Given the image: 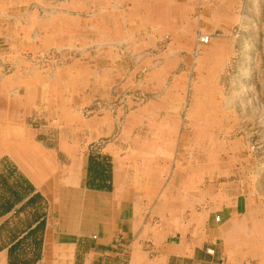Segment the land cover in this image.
Returning a JSON list of instances; mask_svg holds the SVG:
<instances>
[{"label": "crops", "instance_id": "0c3cea01", "mask_svg": "<svg viewBox=\"0 0 264 264\" xmlns=\"http://www.w3.org/2000/svg\"><path fill=\"white\" fill-rule=\"evenodd\" d=\"M31 2L0 0V264H264V117L200 72L183 119L192 52L227 67L233 41H175L167 57L180 72L152 56V99L124 112L103 99L135 72L111 52L53 78L22 60L71 45L53 22L26 21ZM225 2L244 12L245 0ZM232 72L257 83L258 69Z\"/></svg>", "mask_w": 264, "mask_h": 264}, {"label": "rangeland", "instance_id": "374dc122", "mask_svg": "<svg viewBox=\"0 0 264 264\" xmlns=\"http://www.w3.org/2000/svg\"><path fill=\"white\" fill-rule=\"evenodd\" d=\"M31 1L32 8L35 9H32L34 13L31 14V20L26 17V21L53 22L57 25L58 32L64 34L63 38L65 37L71 43L68 47L25 53L22 55V60L30 65L31 69L53 78L60 71L80 66L81 61L91 60L95 56H105L106 51H109L112 59H117L119 67H130L131 72H135L131 79H128L127 74L122 81L118 82L120 87L116 93L106 95L112 102L104 98L103 105L112 103L113 106H122L124 112H127L128 102H133L140 107L145 105L152 99L151 95L142 90L149 81L148 59L159 56L164 51V70L169 69L172 77L178 74L181 68L175 67L176 63L170 56L167 57L168 49H175L172 47L175 41L179 43L178 47L181 43H189L193 39L199 43L200 35L210 37L207 34L210 32L211 41L214 36L224 41H233L232 58L227 67L226 65L221 67L214 59L208 60L211 57L208 55L209 51L202 54L207 56V59L201 62H198L199 50L198 54L196 51H193L194 54L192 52V57L188 61L189 71L186 73L184 82L187 96L183 119L188 121L195 76L200 72L205 76L202 84L204 81L211 82L218 89L225 84H233L234 86L231 87L233 94L227 97L229 101L243 105L248 114L257 113L264 117L261 106H258V110L250 108L253 101L264 103V77L259 75V70L264 68V0H245L244 12L234 14L228 11L226 0ZM201 45L208 46L209 43ZM218 48L223 49V52L217 49L219 53L227 50L228 55L231 54L229 47ZM184 54V51L180 52V58H183ZM241 56H244V61L240 60ZM252 59L254 60L251 61ZM256 69H258L257 83L244 80L238 85L235 77L230 78L232 71L240 75L242 70L254 72ZM120 75L123 77V73ZM129 82L137 88L129 91ZM259 86L260 89H258ZM218 94L225 96L221 92ZM217 100L220 101V99ZM99 102L102 103V100L99 99ZM251 115L246 117L252 119ZM200 116H204V111ZM226 116L225 109L217 110L218 123L224 122ZM250 147L255 154L256 145L252 144ZM78 210L77 214L80 212ZM73 225H76L74 229H77L80 223H73Z\"/></svg>", "mask_w": 264, "mask_h": 264}, {"label": "built area", "instance_id": "2783aa9c", "mask_svg": "<svg viewBox=\"0 0 264 264\" xmlns=\"http://www.w3.org/2000/svg\"><path fill=\"white\" fill-rule=\"evenodd\" d=\"M198 41L201 44H208L210 41V37L208 35H200Z\"/></svg>", "mask_w": 264, "mask_h": 264}]
</instances>
